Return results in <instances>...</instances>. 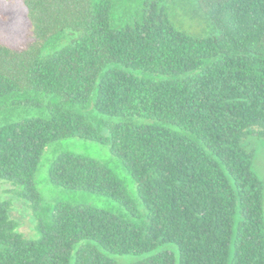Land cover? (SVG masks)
<instances>
[{
  "label": "trees",
  "instance_id": "trees-1",
  "mask_svg": "<svg viewBox=\"0 0 264 264\" xmlns=\"http://www.w3.org/2000/svg\"><path fill=\"white\" fill-rule=\"evenodd\" d=\"M22 2L31 34L0 41V111L8 100L39 112L0 120V183L29 202L36 236L0 197V264H264V187L247 143L264 139V0ZM75 136L108 143L135 195L69 152L49 181L121 211L44 200L40 157Z\"/></svg>",
  "mask_w": 264,
  "mask_h": 264
},
{
  "label": "rangeland",
  "instance_id": "rangeland-1",
  "mask_svg": "<svg viewBox=\"0 0 264 264\" xmlns=\"http://www.w3.org/2000/svg\"><path fill=\"white\" fill-rule=\"evenodd\" d=\"M177 26L181 27L179 24ZM185 26V25H184ZM195 26V25H193ZM205 26V25H204ZM190 27L185 26L186 30ZM205 29L206 26H205ZM31 34V26L27 9L22 0H0V41L12 46L26 43ZM0 111L1 121H17L38 114L39 110L27 108L23 105H8ZM248 146L253 150L252 169L262 181L264 187V139L249 137ZM63 152L79 154L94 158L110 166L117 176L122 179L131 195H135V184L132 177L125 170L121 159L114 156L108 143H99L81 137H69L57 140L44 150L40 157L39 167L35 175L37 187L45 201L64 200L73 203L89 204L112 213L121 211L120 205L111 198L82 190H71L52 184L48 179L47 169L53 159ZM9 183H0V197L10 203V218L18 225V230L28 237H35L34 213L29 202L13 192ZM264 207V191H263ZM165 247L175 248V245L166 244ZM147 255H112L118 264H130Z\"/></svg>",
  "mask_w": 264,
  "mask_h": 264
}]
</instances>
